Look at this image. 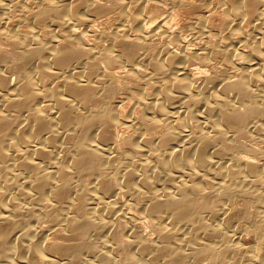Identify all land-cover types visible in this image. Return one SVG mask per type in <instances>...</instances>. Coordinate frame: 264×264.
<instances>
[{"label":"bare ground","instance_id":"6f19581e","mask_svg":"<svg viewBox=\"0 0 264 264\" xmlns=\"http://www.w3.org/2000/svg\"><path fill=\"white\" fill-rule=\"evenodd\" d=\"M33 1L0 0V264H264V0Z\"/></svg>","mask_w":264,"mask_h":264},{"label":"rangeland","instance_id":"374dc122","mask_svg":"<svg viewBox=\"0 0 264 264\" xmlns=\"http://www.w3.org/2000/svg\"><path fill=\"white\" fill-rule=\"evenodd\" d=\"M101 1H103V0H100V2ZM191 1H193L194 2V0H191ZM195 2H198L197 0H195ZM201 1H199V3H200ZM27 3H28V5L30 6V7H34L35 8V6H36V4H35V2L33 1V0H27ZM103 4H110V1H108V0H106V1H103ZM216 6V4H213V5H211V8L209 9V11H204V13L205 14H207V15H209L208 16V20H207V22H208V26H209V31L210 32H208V35L206 36L207 37V39H209L208 40V42L209 43H211V42H213L214 41V39H218L219 40V42H220V44H222V45H224L225 44V39H224V36L227 34V33H229V31L227 30V29H225V28H222L219 24H220V21H221V12H219V11H221V9L219 8V7H215ZM179 10V9H178ZM153 11H154V9H153ZM155 12H156V10H155ZM182 11L180 10V13H181ZM111 13V14H110ZM209 13V14H208ZM210 14H211V16H210ZM180 15V14H179ZM182 15V16H181ZM181 15L180 16H178L177 18L174 16L173 17V19H171V22H169V25H170V27H172L171 28V30L172 31H177V32H180V30L183 32V24H182V20L180 19L181 17H182V19L184 18V17H186L187 16V14L184 12H182L181 13ZM107 16H108V18H112L113 17V12H107V13H105V14H103L102 16H100V18L104 21H102V23L101 24H99L98 22H93L92 23V25H94L96 28H102V27H104V28H110L111 27V23H112V21H113V18L111 19V22L110 21H107V22H105V20H104V17L105 18H107ZM184 16V17H183ZM210 17V18H209ZM99 18V19H100ZM177 19V20H176ZM212 19V20H211ZM211 21V22H210ZM152 22V21H151ZM154 22V21H153ZM180 22V23H179ZM218 23V24H217ZM152 24V23H151ZM98 25V26H97ZM178 28V29H177ZM244 28H246L245 30L246 31H248V26L247 25H244ZM222 29V30H221ZM215 31V32H214ZM219 31V32H218ZM185 32V31H184ZM189 32H187L186 31V33H184V37L186 38V39H190L191 37V34L189 33ZM214 33V34H213ZM235 32H232L231 34H233L234 36H236V33L234 34ZM224 34V35H223ZM218 37H217V36ZM151 38V39H150ZM148 39V40H147ZM171 40V41H170ZM146 41L149 43V44H154V45H157V44H160V43H165V44H167L168 43V45H172V39L169 37V39H168V37H165L164 38V36L162 35H154L153 37H146ZM160 42V43H159ZM171 42V43H170ZM218 42V43H219ZM217 63V64H216ZM221 64H219L218 63V61L217 62H215V65L212 63L209 67H207V69L209 68V70H206V73L208 74V76H210L211 78H214V79H227L228 77H229V75H230V73H229V71L228 70H226L225 68H224V66L222 65L221 67ZM214 66V67H213ZM212 67V68H211ZM218 68V69H217ZM212 69V70H211ZM208 71V72H207ZM228 72V73H227ZM227 75V77H226V75ZM224 76V78H221V77H223ZM217 76H218V78H217ZM122 133H123V131H122ZM125 133V132H124ZM127 133V132H126ZM125 133V134H126ZM245 140H246V142H245ZM241 141L243 142V143H246V144H254L255 142H252V141H250V140H248V139H245V138H241ZM249 141V142H248ZM142 221H145V219H137L136 221H135V226H134V228H135V230L139 233V232H141L140 234H148L149 233V231L151 232V229H150V226H148V224L146 223V221L145 222H142ZM144 223H146V225L144 224ZM148 226V227H147ZM150 234V233H149ZM251 235V236H250ZM245 239V241H250V240H253L254 239V237H253V234L252 233H250V234H246V237H244ZM247 238V239H246ZM244 249V248H243Z\"/></svg>","mask_w":264,"mask_h":264}]
</instances>
